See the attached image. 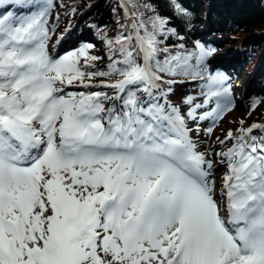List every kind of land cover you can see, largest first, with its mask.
<instances>
[{"label": "snow or ice", "instance_id": "1", "mask_svg": "<svg viewBox=\"0 0 264 264\" xmlns=\"http://www.w3.org/2000/svg\"><path fill=\"white\" fill-rule=\"evenodd\" d=\"M165 2L120 0L97 67L92 43L50 55L55 0H0V264H264V123L216 138L217 189L189 125L235 107L229 77L166 43L193 14Z\"/></svg>", "mask_w": 264, "mask_h": 264}, {"label": "trees", "instance_id": "2", "mask_svg": "<svg viewBox=\"0 0 264 264\" xmlns=\"http://www.w3.org/2000/svg\"><path fill=\"white\" fill-rule=\"evenodd\" d=\"M143 3L145 0H139ZM157 6L163 16H171L165 0H150ZM61 3L65 6H61ZM185 6L192 12L190 30H186L179 21H173L170 26L176 27L183 41L175 37L166 43L171 46L184 43L191 50L194 41L199 40L206 46L216 51L206 61L208 70L212 72L210 59L222 50L237 49L241 43L242 53H236V63L247 65L255 69L254 81L257 79L264 84V0H184ZM75 7V14L69 9ZM57 13L60 14L59 22L54 35L68 33L72 40L76 41L77 48L82 43L95 45L90 50L92 55L100 56L97 67H103L107 63L106 47L103 36L113 37L119 30V24L124 23L123 10L118 0H55V6L51 10L49 24L55 23ZM67 30V31H65ZM247 37V38H246ZM256 57H261L260 64ZM214 68L213 71H217ZM256 78V79H255ZM258 81L253 83L257 89ZM175 95L171 97L174 102L185 95H198V82H188L174 85ZM252 91L251 97L257 93L256 99L260 100L255 110L246 114L251 121H264V91ZM250 111V110H249ZM199 114V113H198Z\"/></svg>", "mask_w": 264, "mask_h": 264}, {"label": "rangeland", "instance_id": "3", "mask_svg": "<svg viewBox=\"0 0 264 264\" xmlns=\"http://www.w3.org/2000/svg\"><path fill=\"white\" fill-rule=\"evenodd\" d=\"M63 34V39H59V37L61 35H52L50 40L48 41V48H49V53L52 56H57V55H63L66 52L70 51V50H75L77 47V45H73L69 48H61L63 45L66 44L67 40L66 36L69 35L68 33H62ZM66 34V36L64 35ZM68 38V37H67ZM247 38V37H246ZM59 39V43H57ZM237 49L234 50H230L229 48L226 50H222V51H218L211 59H210V63L211 66L210 68L213 71V67L215 68V66L212 65L213 63V59L217 58V57H223L224 56H228V55H236V53L239 51V55L242 53L241 49V43H238ZM59 47V50L57 52V49ZM233 63L234 64H238L236 63V61L238 60L236 58V56L233 58ZM256 61L258 60V63L260 64L261 61V57H256L255 59ZM258 66L255 68L257 69ZM233 69V68H232ZM237 69L239 70V73L236 72V76H233L232 78H236L234 81H229L228 84H230L231 86V92H232V96H233V100H234V104L235 107H233L231 109V111L226 112L223 117L221 119H219L215 124H213L212 118L209 117L207 118V120L209 121L208 124L206 125H202V124H196L195 128L198 126L199 127V132L194 131V140L197 144L198 150L201 152L204 151H209L210 155L208 158L212 159L214 162V167H215V175L218 174H222L225 169H222L221 171L219 170L220 167L218 165H216V157L214 155L215 151H220V147L216 145V138L219 136L221 139H223L225 133L231 129L233 131H235L238 127H240L239 121L240 120H244L245 122V127L251 125L252 123H264L263 122H255V121H251L248 120L246 118V114L249 112L250 110V105L252 103L253 100H257L256 95L254 94L252 96V98L250 100H248L249 97H251L250 95H252V91H254V84L255 81H258L257 83V89L255 90L256 92L258 91H264V84H261L259 80L254 81V77H255V69L251 70L250 69V65L249 63L247 65H243L242 62L241 64L237 65ZM220 72L224 73L223 70H219ZM225 74V73H224ZM238 79V80H237ZM236 82H239V84L237 85ZM236 92L237 96H236ZM196 96V95H194ZM256 96V97H255ZM205 120V119H204ZM212 128L213 131L210 135L206 134V130L208 128ZM196 137V139H195ZM229 146H231V144L229 143ZM220 186V182L217 183V189H219Z\"/></svg>", "mask_w": 264, "mask_h": 264}, {"label": "bare ground", "instance_id": "4", "mask_svg": "<svg viewBox=\"0 0 264 264\" xmlns=\"http://www.w3.org/2000/svg\"><path fill=\"white\" fill-rule=\"evenodd\" d=\"M64 39H62V40H64ZM66 39H68V40H67L66 44L61 47L62 49L63 48H69V47L73 46L76 43V41L72 40L71 38H66ZM58 50H59V47L57 49V52H58ZM234 57L235 56H233L231 54L228 55V56H224V58L223 57H217L216 59L215 58L213 59V63H212V65L215 66V68H218V71L220 69L223 70L225 75L229 77L228 82L232 79L233 76L237 75L236 72L239 73V70L237 69V65L238 64H234L233 63V61H234L233 58ZM213 69H214V67H213ZM236 83H237V85L239 84V82H236ZM237 93L238 92H236V96H237ZM193 96H194V94H193ZM189 126L192 127V128H195V126H192L191 124ZM191 136H192V139H193L194 138V131L191 133ZM195 139H196V137H195ZM222 169H224V168L220 167L219 170L221 171ZM223 171H225V170H223ZM221 175L222 174L215 175V179H216L217 183L220 182Z\"/></svg>", "mask_w": 264, "mask_h": 264}]
</instances>
